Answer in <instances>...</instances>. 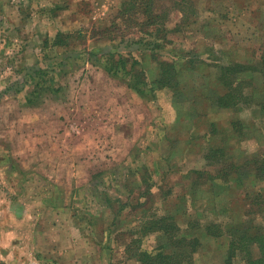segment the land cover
I'll use <instances>...</instances> for the list:
<instances>
[{"label": "rangeland", "instance_id": "obj_1", "mask_svg": "<svg viewBox=\"0 0 264 264\" xmlns=\"http://www.w3.org/2000/svg\"><path fill=\"white\" fill-rule=\"evenodd\" d=\"M129 1L0 0V218L10 219L3 211L14 204L18 219L44 234L36 247L44 262L141 264L133 241L148 251L158 243L143 233L144 220L176 214L202 233L186 264H247L229 245L243 224L264 226V109L246 106L242 129L231 130L229 110L200 115L166 88L142 96L96 65L92 50L140 56V27L119 13ZM176 1L156 0L169 33L157 39L164 49L144 56L151 78L160 59L181 50L216 72V64L259 57L264 0H191L192 24L174 32L183 16ZM211 120L220 122L216 137ZM212 138L227 152L219 165L245 168L214 179L221 166L205 157ZM212 223L223 231L211 234Z\"/></svg>", "mask_w": 264, "mask_h": 264}, {"label": "trees", "instance_id": "obj_2", "mask_svg": "<svg viewBox=\"0 0 264 264\" xmlns=\"http://www.w3.org/2000/svg\"><path fill=\"white\" fill-rule=\"evenodd\" d=\"M175 3L182 11L183 16L173 31L181 32L185 27L192 24L194 13L191 9H195V6L191 0H177ZM123 6L124 9L119 12L120 16L122 14L121 17L125 21L132 23L134 21L140 27L141 35L137 39L133 38V43L139 44L141 47L138 48L140 56H136L134 52L123 53L112 49L104 50L102 54H99V51H90L91 61L102 66L108 74L119 78L142 96L155 94L157 88H166L172 91L175 101L186 97L190 98L189 100L195 102L194 105H198L199 110L197 113L199 112L200 115L205 114L203 103L208 108L217 107L218 109L222 107L237 109L246 104L248 106L251 103L257 104L259 102L254 101L253 98L257 97L258 92L260 99L263 96L259 105H261V109H264V84L256 88L254 86V79L257 74H262L264 77V48L258 60L249 63L232 62L224 65L214 77L211 75L212 71L208 73L209 68L205 60L197 56L189 57V59L185 58L184 51L181 50V52L173 53L170 60L160 59L156 75L151 78L141 66L144 62V56L164 49L163 45H157V39L162 38L160 33L166 35L169 33L166 25V11H163V13L158 12L156 0H131L124 3ZM130 15L131 17H129ZM109 28L111 29V26ZM114 28L118 27L114 26ZM56 43L60 42L57 41ZM190 74L194 78H192L193 84L187 79ZM195 75L198 76V79ZM210 123L209 134H216L213 135L216 137L220 123L217 120H211ZM242 125L240 119L232 121L231 130L239 131L242 129ZM213 141L216 144H210L205 157L210 161V164L219 165L222 161H225L223 159L226 158L227 152L224 146L217 145V142ZM253 160L259 162L256 158L251 157V162ZM262 162L264 164V159H262ZM223 164L219 165L221 168H217L218 175L215 178L212 176V178H219L221 173L224 177L236 171L239 173L240 168L242 170L245 168V165L239 168L233 162L229 163V166ZM148 170L146 169V172ZM209 175L212 174L209 173ZM147 180L141 178L142 182H147ZM106 200L110 205L113 203L109 196ZM120 202H122L120 204H122L121 211H123L124 206H128V202L121 198ZM133 205L134 207L139 206L138 204ZM175 215L151 216L152 218H147L146 222L144 220L141 226L143 233H155L158 243L154 251H148L143 250L138 245L140 238L133 241L135 246L132 247V250L136 253L141 264H186L193 260L194 254L202 244V233L196 232L198 226L191 224H187L186 228H183L175 219ZM231 226L234 228L235 225ZM242 226L241 230L236 228V232H232L229 254L232 256L240 254L247 264H264V226H258L257 229H249L246 224ZM208 231L213 235H217L223 231V228L221 225L212 223L208 226ZM253 246L258 248V256L254 255Z\"/></svg>", "mask_w": 264, "mask_h": 264}, {"label": "crops", "instance_id": "obj_3", "mask_svg": "<svg viewBox=\"0 0 264 264\" xmlns=\"http://www.w3.org/2000/svg\"><path fill=\"white\" fill-rule=\"evenodd\" d=\"M258 58L257 59L252 58L251 59L252 61H249V62L256 61V60H258ZM232 62L249 63V62L237 61V60L233 59L230 61H226L223 63L216 64V66H217L216 68H218L217 72L212 69V68H214L215 65L211 64V67H212L211 68L210 65L208 64L209 65L208 73H211V71H212L211 75L214 77V75H217L219 73L220 69L224 65L231 64ZM149 77H150V74H149ZM254 80H255V85H254L255 88L264 84V77L262 76V74H257ZM191 84H193V82H191ZM258 93H257V97L253 98L254 101L259 102L257 104L251 103V104H249V106L246 104L245 106L237 108V109L233 108V107H229V108L222 107L221 109H218V111L229 110V111H231V113H233V118H232L231 122L238 120V119H240L243 122V118L241 117V113L246 106H248L253 111L258 110L259 107L261 106L259 104H260V102H262L261 99L263 98V96L260 99L258 97ZM203 104H205V103H203ZM214 108H216V107H214ZM210 109L212 110L213 108H210ZM193 110H196V111L199 110L197 105L192 109V111ZM205 110H204L205 114L209 115V112L207 111L208 110L207 106H206ZM2 209H3V207L0 205V210L2 211ZM4 209H5L3 211L4 216H6L5 215V213H7L6 211H8V214H11L12 216H10V219H4V220H3V218H0V264H29V263L30 264H60L59 261L51 260L52 259L51 257H48L46 259V262H44L46 256L39 253L38 250H36V247L38 245H43L48 240L45 238V236L43 237L44 234L41 235L42 238L41 237L38 238L36 236V232H38V235H40L39 230L37 231L36 228H33V230L28 229L27 225L24 224L26 222L20 221L18 219L17 213L19 212V210L17 207L14 206V204H10L7 208H4ZM59 210H61V209H59ZM13 218H15L16 220ZM21 222H23V223H21ZM20 247H22L23 249H20ZM26 250H29V252H30V253H27L28 257L22 256V258H19L20 259L19 260L18 259V253L20 251L21 252H27ZM49 260L51 262H48Z\"/></svg>", "mask_w": 264, "mask_h": 264}]
</instances>
